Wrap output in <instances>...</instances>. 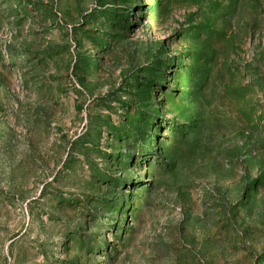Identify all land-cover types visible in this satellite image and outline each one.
<instances>
[{
    "label": "rangeland",
    "instance_id": "1",
    "mask_svg": "<svg viewBox=\"0 0 264 264\" xmlns=\"http://www.w3.org/2000/svg\"><path fill=\"white\" fill-rule=\"evenodd\" d=\"M0 264H264V0H0Z\"/></svg>",
    "mask_w": 264,
    "mask_h": 264
}]
</instances>
